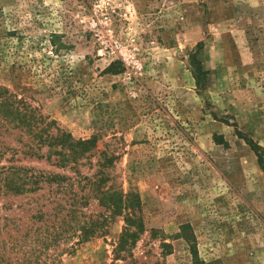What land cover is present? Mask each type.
I'll return each mask as SVG.
<instances>
[{"label": "rangeland", "instance_id": "rangeland-1", "mask_svg": "<svg viewBox=\"0 0 264 264\" xmlns=\"http://www.w3.org/2000/svg\"><path fill=\"white\" fill-rule=\"evenodd\" d=\"M0 85L75 138L99 133L81 171L112 151L108 185L139 195L132 255L115 258L123 218L90 199L105 230L58 264H193L191 243L205 264H264V173L236 134L264 150V0H0ZM41 193L0 194L4 238Z\"/></svg>", "mask_w": 264, "mask_h": 264}, {"label": "trees", "instance_id": "trees-1", "mask_svg": "<svg viewBox=\"0 0 264 264\" xmlns=\"http://www.w3.org/2000/svg\"><path fill=\"white\" fill-rule=\"evenodd\" d=\"M194 73L203 75L201 67ZM255 152L257 163L264 173V150L250 136L236 129ZM99 133L88 138H75L61 128L55 120L42 115L23 98L0 85V194L3 196H28L34 205L30 225L19 219L8 220L7 232L0 230V264H58L64 254L105 230L103 213H86L83 209L94 199L110 216H122L124 227L113 246L115 258L132 255L138 236L145 230L139 195L130 189L123 192L112 184L108 168L116 155L107 149L98 152L96 168L83 173L80 169L97 152ZM9 154V157H5ZM46 160L61 172H45L17 164L20 158ZM25 227V228H24ZM24 228V231H22ZM188 225H182L186 231ZM22 231V232H21ZM154 231L153 229L151 230ZM160 242L163 254L170 253L171 244ZM193 264H205L198 257L194 244H190Z\"/></svg>", "mask_w": 264, "mask_h": 264}]
</instances>
